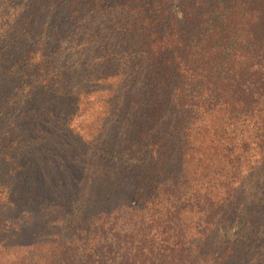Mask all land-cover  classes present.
<instances>
[{
  "label": "trees",
  "instance_id": "16d2710c",
  "mask_svg": "<svg viewBox=\"0 0 264 264\" xmlns=\"http://www.w3.org/2000/svg\"><path fill=\"white\" fill-rule=\"evenodd\" d=\"M3 256L264 264V0H0Z\"/></svg>",
  "mask_w": 264,
  "mask_h": 264
},
{
  "label": "rangeland",
  "instance_id": "374dc122",
  "mask_svg": "<svg viewBox=\"0 0 264 264\" xmlns=\"http://www.w3.org/2000/svg\"><path fill=\"white\" fill-rule=\"evenodd\" d=\"M88 106V105H87ZM20 111H24L26 108L21 104L18 106ZM18 114V113H16ZM98 119L97 115V105L92 106L91 108L88 106L84 107L82 103L79 109H76L72 112V118L69 121L65 130L67 131V136L71 146H76L81 150V145L88 139L90 135L94 133L96 130V122ZM51 130V129H50ZM62 163V160H60ZM53 164L55 166L59 165L58 160L54 161ZM45 172L48 171L46 167L43 169ZM41 181H44V178L41 177ZM14 186H19L17 180L14 181ZM54 183L46 184L47 192L53 191L55 188L53 187ZM11 257H1L0 264H9V260Z\"/></svg>",
  "mask_w": 264,
  "mask_h": 264
}]
</instances>
